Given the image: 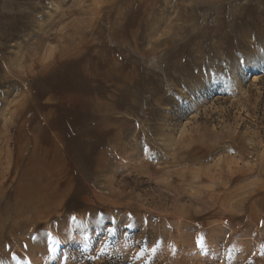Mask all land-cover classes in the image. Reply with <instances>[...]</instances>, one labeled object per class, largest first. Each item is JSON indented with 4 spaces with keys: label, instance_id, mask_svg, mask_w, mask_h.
Segmentation results:
<instances>
[{
    "label": "rangeland",
    "instance_id": "rangeland-1",
    "mask_svg": "<svg viewBox=\"0 0 264 264\" xmlns=\"http://www.w3.org/2000/svg\"><path fill=\"white\" fill-rule=\"evenodd\" d=\"M84 253L264 264V0H0V264Z\"/></svg>",
    "mask_w": 264,
    "mask_h": 264
},
{
    "label": "trees",
    "instance_id": "trees-1",
    "mask_svg": "<svg viewBox=\"0 0 264 264\" xmlns=\"http://www.w3.org/2000/svg\"><path fill=\"white\" fill-rule=\"evenodd\" d=\"M81 264H135L130 260L123 261V258L118 256H109V255H86L83 254Z\"/></svg>",
    "mask_w": 264,
    "mask_h": 264
},
{
    "label": "snow or ice",
    "instance_id": "snow-or-ice-1",
    "mask_svg": "<svg viewBox=\"0 0 264 264\" xmlns=\"http://www.w3.org/2000/svg\"><path fill=\"white\" fill-rule=\"evenodd\" d=\"M239 63H243V61H238ZM73 221H76V217L75 216H73L72 218H71ZM82 227L83 228H86L87 227V225L86 224H83L82 225ZM126 227H132V225L131 224H128V225H126ZM107 231L109 232V233H111L112 231H113V229L112 228H107ZM60 241L59 240H56L55 241V243H59ZM25 247H26V245H25ZM54 250V249H53Z\"/></svg>",
    "mask_w": 264,
    "mask_h": 264
},
{
    "label": "bare ground",
    "instance_id": "bare-ground-1",
    "mask_svg": "<svg viewBox=\"0 0 264 264\" xmlns=\"http://www.w3.org/2000/svg\"><path fill=\"white\" fill-rule=\"evenodd\" d=\"M55 127V126H54ZM67 129H69L68 127H67ZM61 134H63V133H61Z\"/></svg>",
    "mask_w": 264,
    "mask_h": 264
}]
</instances>
